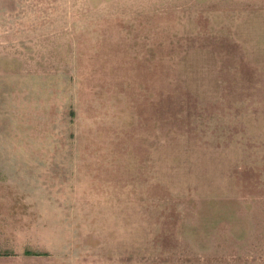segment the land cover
Here are the masks:
<instances>
[{
    "label": "rangeland",
    "instance_id": "1",
    "mask_svg": "<svg viewBox=\"0 0 264 264\" xmlns=\"http://www.w3.org/2000/svg\"><path fill=\"white\" fill-rule=\"evenodd\" d=\"M0 264H264V0H0Z\"/></svg>",
    "mask_w": 264,
    "mask_h": 264
},
{
    "label": "trees",
    "instance_id": "2",
    "mask_svg": "<svg viewBox=\"0 0 264 264\" xmlns=\"http://www.w3.org/2000/svg\"><path fill=\"white\" fill-rule=\"evenodd\" d=\"M26 254H32L33 255V254H38V253H32V251H28Z\"/></svg>",
    "mask_w": 264,
    "mask_h": 264
}]
</instances>
